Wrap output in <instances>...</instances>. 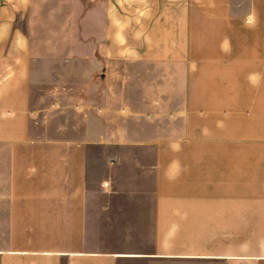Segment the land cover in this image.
Wrapping results in <instances>:
<instances>
[{"label":"crops","instance_id":"crops-1","mask_svg":"<svg viewBox=\"0 0 264 264\" xmlns=\"http://www.w3.org/2000/svg\"><path fill=\"white\" fill-rule=\"evenodd\" d=\"M96 5L112 104L0 0V264H264V0Z\"/></svg>","mask_w":264,"mask_h":264},{"label":"rangeland","instance_id":"rangeland-1","mask_svg":"<svg viewBox=\"0 0 264 264\" xmlns=\"http://www.w3.org/2000/svg\"><path fill=\"white\" fill-rule=\"evenodd\" d=\"M103 1L32 0L30 32L36 53L52 55L54 51L58 52V59H42L38 60V64L35 63L37 60L34 61L40 69L41 67L58 68V76L54 74L45 76L52 80L58 78V82L83 86L91 82L98 86L100 84L99 90L96 91V99H100L101 94L105 93L107 94L105 97L109 98L112 104L118 97V89L122 84V73H119L118 62L111 61L109 65L105 63L103 70L97 65L94 66L93 61L88 58L92 55V51H98L99 55L103 51L101 40L105 35V12L102 10V5H96ZM92 69L96 73L94 76L91 75ZM138 79L132 73L128 74L126 95L128 99L137 97L134 85ZM145 79H148V76H143L142 80ZM157 80L162 82L163 79L159 77ZM168 83L175 85L177 78H169ZM62 93L68 92L62 91ZM152 97L159 98L160 95L155 92Z\"/></svg>","mask_w":264,"mask_h":264}]
</instances>
